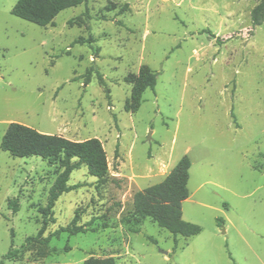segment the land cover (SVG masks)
Instances as JSON below:
<instances>
[{
    "label": "rangeland",
    "instance_id": "obj_1",
    "mask_svg": "<svg viewBox=\"0 0 264 264\" xmlns=\"http://www.w3.org/2000/svg\"><path fill=\"white\" fill-rule=\"evenodd\" d=\"M18 1L0 0V261L38 234L39 208L62 172L1 149L9 124L20 123L99 139L110 179L97 186L82 166L69 182L81 187L56 202L45 236L76 211L94 228L50 242L71 251L30 262L42 252L30 244L23 261L5 264H264V7L260 24L253 19L264 0H87L47 27L14 16ZM142 65L158 81L130 113L128 78ZM185 155L183 218L202 232L175 237L150 218L131 232L123 219L134 215L135 193L162 182Z\"/></svg>",
    "mask_w": 264,
    "mask_h": 264
},
{
    "label": "trees",
    "instance_id": "obj_2",
    "mask_svg": "<svg viewBox=\"0 0 264 264\" xmlns=\"http://www.w3.org/2000/svg\"><path fill=\"white\" fill-rule=\"evenodd\" d=\"M87 0H19L12 9V14L20 19L47 27L54 23L55 18L64 10L85 4ZM264 3L254 10V25H259V14L263 11ZM91 42L80 38L75 43ZM129 82L133 84L131 96L125 103V110L136 113L143 102V95L148 89L154 90L158 81V73L154 72L148 65H142L137 75L131 76ZM1 149L14 158L40 157L57 164L62 172L49 192L46 206L40 207L42 215L41 228L36 236L26 239L24 244L18 248H11L0 261H23V256L31 251L29 245H40L42 251L30 262L41 261L51 253H68L71 248L64 249L49 248L54 237L62 234L75 236L87 233L93 229L88 224H80L81 213L76 211L72 221L67 226H62L56 231L45 236L50 225L54 223V207L59 198L70 193L81 185H70L71 175L75 170L86 166L89 174L97 180V186H104L109 182V168L107 154L101 141L97 138L86 141H72L60 135L41 133L34 128L20 124L10 123L2 139ZM192 162L188 155L183 156L167 177L160 183L152 185L135 193L133 198L134 215L123 219V223L133 233L140 232V225L146 219H152L161 228L169 231L175 237L185 238L197 236L202 232V227L188 222L183 218V202L190 196L188 183ZM9 209L16 214L19 209V200L9 201ZM223 224L224 220L219 219ZM14 238V231H12ZM154 243L156 240L150 238ZM83 264H116L114 258L91 257Z\"/></svg>",
    "mask_w": 264,
    "mask_h": 264
},
{
    "label": "water",
    "instance_id": "obj_3",
    "mask_svg": "<svg viewBox=\"0 0 264 264\" xmlns=\"http://www.w3.org/2000/svg\"><path fill=\"white\" fill-rule=\"evenodd\" d=\"M151 138V135L149 136V139Z\"/></svg>",
    "mask_w": 264,
    "mask_h": 264
}]
</instances>
